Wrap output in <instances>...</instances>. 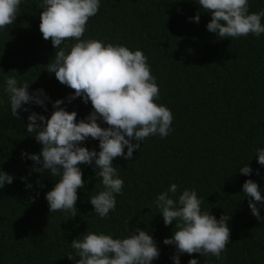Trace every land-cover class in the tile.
<instances>
[{
	"label": "trees",
	"instance_id": "trees-1",
	"mask_svg": "<svg viewBox=\"0 0 264 264\" xmlns=\"http://www.w3.org/2000/svg\"><path fill=\"white\" fill-rule=\"evenodd\" d=\"M41 4L21 0L15 22L0 29V171L15 177L0 189V264H76L68 259L75 256L71 243L86 232L126 238L137 227L148 231L160 250L152 264H175V245L163 241L177 230L176 222L165 226L154 204L173 183L178 185L174 199L185 189L195 190L203 212L218 220L223 214L231 217V242L222 259L182 254L180 264L190 259L199 264H264V220L252 215L243 194V184L251 179L264 196V166L257 156V149H264V34L220 40L207 30L211 16L198 0H100L82 39L143 51L160 90L155 102L173 114L172 131L165 138H146L131 160L114 159L123 194L116 195L115 211L105 219L90 203L91 196L104 190L94 162L80 165L85 187L78 189V214L72 218L50 212L46 194L60 176L32 170L28 156L39 154L42 144L27 133L28 116L35 112L50 119L54 102L63 100L61 107L77 112L78 123L93 108L82 97L69 102L74 90L47 71L56 49L40 32ZM262 10L264 0H249L250 14ZM76 42L66 40L61 48L68 52ZM9 76L20 85L28 82L30 95L43 89L47 111L32 103L24 105L30 111H19L21 119L13 118L5 92ZM81 146L100 151L99 141L91 138ZM247 164L253 172L243 176L239 170ZM258 207L264 217V204Z\"/></svg>",
	"mask_w": 264,
	"mask_h": 264
},
{
	"label": "clouds",
	"instance_id": "clouds-1",
	"mask_svg": "<svg viewBox=\"0 0 264 264\" xmlns=\"http://www.w3.org/2000/svg\"><path fill=\"white\" fill-rule=\"evenodd\" d=\"M20 4L21 0H0V29L15 22ZM198 5L211 16L207 30L220 40L250 34L259 38L264 34V10L250 14L249 0H198ZM40 7L43 10L40 32L56 49L54 59L46 66L47 71L54 73L62 85L74 90V95L68 97L69 102L82 97L85 104L91 102L93 111L78 123L77 112L61 107L63 100L54 102L56 110L50 119L32 112L28 116L27 133L34 134L42 150L31 156L22 153V157L28 156L34 162L33 171L60 176L46 194V200L51 213L62 211L70 213L72 218L78 214L75 207L78 189L85 187L80 165L91 166L94 162L96 176L104 190L91 196L90 203L95 214L105 219L115 211L116 195L123 194L124 181L113 166L114 159L131 160L146 138L167 137L172 131L173 114L169 108L155 102L160 98V90L143 51L82 39L89 19L99 12L100 0H42ZM194 20L199 23L200 15ZM66 40L77 41L68 52L61 48ZM5 83L13 118L21 119L19 111H30L24 105L32 103L47 111L43 89L30 95L28 82L20 85L16 78L9 76ZM98 121L108 127H101ZM89 138L99 141V152L81 146ZM257 156L258 163L264 166V149H257ZM252 172L248 164L239 170L243 176H250ZM14 179L0 171V189L12 184ZM27 188L31 189L32 185L27 184ZM177 191L178 185L173 183L154 201L165 226L176 222L177 230L163 241L165 245H175L176 254L172 257L175 264H180L182 254L198 253L222 259V253L231 242L228 226L231 217L223 214L218 220L211 213L203 212L202 200L195 190L185 189L176 200L173 197ZM243 194L249 200L252 215L264 220L258 207L264 204L259 185L248 179L243 184ZM126 223L128 225L129 221ZM130 232L126 238L86 232L71 243L75 256L70 254L68 259L75 260L76 264H152L159 258L160 250L148 231L137 227ZM188 264H199V261L190 259Z\"/></svg>",
	"mask_w": 264,
	"mask_h": 264
}]
</instances>
